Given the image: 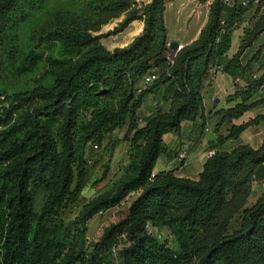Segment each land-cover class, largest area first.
Returning a JSON list of instances; mask_svg holds the SVG:
<instances>
[{"label": "trees", "instance_id": "trees-1", "mask_svg": "<svg viewBox=\"0 0 264 264\" xmlns=\"http://www.w3.org/2000/svg\"><path fill=\"white\" fill-rule=\"evenodd\" d=\"M61 1L0 0V264H264V195L246 206L251 183L264 180V140L257 150L219 149L250 127L264 128V113L218 136L195 179L153 173L158 158L170 156L164 136L204 121L203 90L212 73L246 84L229 98L239 101L234 107L216 113L218 125L264 107V69L255 79L246 76L264 44L241 63L264 33V1L213 0L198 39L172 65L165 0H151L100 34L92 33L89 16L80 26L87 15L77 8L107 19L126 10L128 0H66L70 13L59 10ZM249 12L237 52L226 57ZM37 18L40 32L29 38ZM136 19L143 29L129 44L102 46ZM35 72L33 87L5 85ZM152 72L158 78L140 88ZM150 94L158 106L140 117ZM119 131L129 146L121 176L86 200L82 192L97 163L91 157L102 146L112 153ZM108 173L106 166L100 180ZM121 205L116 220L89 241V221ZM150 228L166 229L172 245Z\"/></svg>", "mask_w": 264, "mask_h": 264}, {"label": "rangeland", "instance_id": "rangeland-1", "mask_svg": "<svg viewBox=\"0 0 264 264\" xmlns=\"http://www.w3.org/2000/svg\"><path fill=\"white\" fill-rule=\"evenodd\" d=\"M227 1H230V0H224V3L226 4ZM171 2H174V0H171ZM146 4H148V2H145L143 0H128V8L126 10L117 13L112 18H107V19L105 18L104 14H98V13L82 14L80 8H77V13H80V15H87V16H84V18L81 19L79 23H80V26L84 28V20L87 19V17L89 16V21H88L89 25L90 27L93 28L92 30H95V31H92V33L93 34L106 33L109 31H113L124 21V19L127 16H129V14L134 13L136 10H140ZM55 5L57 6V4ZM58 7L61 12L70 10V6L68 2H66V0H62L60 3H58ZM173 9H175V7H172V4L170 5V2H168L167 11L169 15ZM70 12L71 10L68 13ZM61 15H65V13ZM251 16L252 15H246L245 19H243L242 22L239 23L238 28L234 31L238 34L240 33V35H238L237 37V42L234 43L235 44L234 47H236V50L235 52L231 53V56H233L237 52V49L240 44V40L244 36V30H246L249 26V19H252ZM42 18H37L33 20L32 23L28 26V29L26 30V33H27L26 35H28L29 38L35 35L36 33L40 32L41 25L43 24ZM134 23L135 24L137 23L136 25H138L137 30L135 31V35H133L135 38L137 35L140 34V32L143 29V21L141 19H136L132 21L125 28V30ZM124 31L119 33L116 36H111L107 38L106 40L102 41L101 42L102 46L107 50H113L115 47L125 45L128 41H130L131 38L125 39L124 36H122L124 35ZM256 45L257 44H255V46ZM231 47H232V37H231ZM256 50L254 49L253 51L252 50L246 51L241 60V63L244 64L248 60H250ZM229 52L227 53L226 57H228ZM262 68L264 69V54L258 56L257 59L252 63V69L248 74H246V76L248 77L252 76V79H255L256 77H259V75L263 71ZM212 75L213 73L211 74V76ZM39 77H40L39 72L32 73L29 76L13 77L8 80H5V85L7 86L9 90L33 87V85L37 84L36 81L40 79ZM239 81L242 83V86H241L242 88L246 86L243 80H239ZM144 86H146V84H144L142 80L140 83V88H143ZM241 87L238 86V89H240ZM157 97L158 96L153 95V94H150L146 97L144 101V105L140 111V117L148 115L158 106L156 104L155 105L156 107L153 108V104L157 102L156 100ZM209 126L210 128H213L215 125H213V123L206 122L205 120L200 123L201 130L208 128ZM123 134H124V131L115 132L113 134V139H118L119 143L117 144L116 148L112 151V153L109 152L108 150H105L106 149L105 146H102L100 149L95 150L93 156L91 157L94 160H96L97 163L94 166V169L92 172L93 175L90 179L89 184L82 192V197L85 198L86 200H89L92 197L108 190L112 186V184L121 176V173H122L121 169L127 162L128 151H129L128 143L125 141H120L123 137ZM170 138L171 137H168L165 140L163 138V140L169 145L168 148L170 151L169 152L170 156L162 155L158 158L156 165L154 167V171L156 173L162 172L165 169L176 172L179 168L183 167L177 164L176 157H177V154L185 146L184 144L179 143L178 140L170 141L169 140ZM187 147H189V145ZM186 150H187V153H189V149L186 148ZM106 166H109V173L107 177L101 181L100 179L102 177L103 171L105 170ZM261 171H262V174L264 175V166L262 167ZM263 195H264V180L257 178L250 185V193L247 198L246 206L251 207ZM123 207L124 206L121 205V206L115 207L113 209L107 210L103 213H100L94 216L88 223L87 239L89 241L95 239L99 235L100 231H102L104 228L109 226L110 223L116 220L118 216V212ZM149 231L153 235L159 237L162 241H165L166 243L172 245V238L166 229L157 230L154 228H150Z\"/></svg>", "mask_w": 264, "mask_h": 264}, {"label": "crops", "instance_id": "crops-1", "mask_svg": "<svg viewBox=\"0 0 264 264\" xmlns=\"http://www.w3.org/2000/svg\"><path fill=\"white\" fill-rule=\"evenodd\" d=\"M143 1L149 3L151 0ZM222 1L224 2V0ZM232 1L233 0H230L226 3L231 4ZM168 2H170V5L172 4V7H175L170 15L167 11ZM212 2L213 0H174V2H171V0H165L164 23L167 30L168 42H175L182 47L189 46L195 42L198 39L202 28L207 23L209 6ZM246 15H252V12H249ZM136 24H132L124 31V35L122 36H124L125 39L131 38L126 44H129L133 40V35H135V31L138 27ZM238 35H240V33L238 34L236 32L232 35V47L228 57H231V53L236 50L234 43L237 42ZM255 44L257 45L255 46ZM262 44H264V33L260 35L256 43H254L249 50H256ZM238 86H242V83L238 79L234 80L221 72H215L206 82L203 90L204 120L213 123L215 126L213 128H210L209 126L208 128L201 130L200 123L203 120H196L195 122L182 124L178 136L171 134L164 136V140L171 137L169 139L170 141L178 140L179 143L184 144L185 147H182L189 149L187 163L175 172L176 175L195 179L201 172L204 162L207 160V150L211 149L218 136L227 135L228 129L231 125H240L248 122L257 115L264 113V107H259L246 112L238 120H233L231 123L224 122L223 124L218 125L220 115L216 113L220 110L230 109L239 102L238 100H229L238 89ZM215 101L218 102L215 103ZM157 103L158 102H155L153 104V108L156 107L155 105ZM263 140L264 128L250 127L241 134L238 140L227 141L219 149L222 151H230L235 146L248 145L257 150L261 147ZM164 143L169 147L168 143L165 141ZM188 145L189 147H187ZM164 171L169 170L165 169ZM153 173L157 174L155 171H153Z\"/></svg>", "mask_w": 264, "mask_h": 264}, {"label": "built area", "instance_id": "built-area-1", "mask_svg": "<svg viewBox=\"0 0 264 264\" xmlns=\"http://www.w3.org/2000/svg\"><path fill=\"white\" fill-rule=\"evenodd\" d=\"M264 0H252L253 2V5L257 6L259 5L260 3H262ZM243 5H246V3H243ZM183 47L178 45L176 51L174 53H171L170 51H168V55H167V61H168V64L169 65H172L173 64V59L174 57L176 56V54L182 49ZM158 78V74L155 73V72H152L148 75H146L144 78H143V83L148 85V84H151L153 81H155L156 79ZM96 148V147H95ZM215 154V150L214 149H209L207 150V153H206V159L212 157L213 155ZM187 157H188V153H187V150L186 148H183L178 154H177V157H176V162L178 165L180 166H184L186 163H187Z\"/></svg>", "mask_w": 264, "mask_h": 264}, {"label": "water", "instance_id": "water-1", "mask_svg": "<svg viewBox=\"0 0 264 264\" xmlns=\"http://www.w3.org/2000/svg\"><path fill=\"white\" fill-rule=\"evenodd\" d=\"M177 47H178V44L175 42H170L168 45V49L171 53H174L176 51ZM216 102H218V101H215V103Z\"/></svg>", "mask_w": 264, "mask_h": 264}]
</instances>
